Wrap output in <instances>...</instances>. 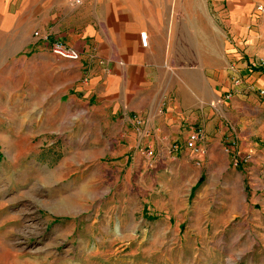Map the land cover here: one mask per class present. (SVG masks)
<instances>
[{"label": "rangeland", "instance_id": "1", "mask_svg": "<svg viewBox=\"0 0 264 264\" xmlns=\"http://www.w3.org/2000/svg\"><path fill=\"white\" fill-rule=\"evenodd\" d=\"M236 2L250 10L231 37L224 22L220 31L241 60L210 88L222 93L213 108L234 130L232 152L251 155L240 167L227 139L211 145L201 127L202 154L185 141L181 154L142 163L134 176L68 124L53 130L61 117L31 123L39 116L21 109L18 92L5 94L18 84L0 79V264H264V85L237 71L264 59V0Z\"/></svg>", "mask_w": 264, "mask_h": 264}, {"label": "crops", "instance_id": "2", "mask_svg": "<svg viewBox=\"0 0 264 264\" xmlns=\"http://www.w3.org/2000/svg\"><path fill=\"white\" fill-rule=\"evenodd\" d=\"M236 1L82 0L71 6L67 0H0V70H7L0 79L18 84L5 94L18 92L21 109L39 116L31 123L41 128L43 117H61L53 130L68 124L88 147L106 148L104 155L130 173L136 167L134 176L146 163V148L174 157L196 128L214 136L211 145L233 141L219 110L200 103L222 101L210 86L223 83L227 65L241 60L230 57L236 47L220 31L224 22L231 37L250 10ZM54 41L75 48L79 59L54 57ZM252 67L237 71L264 85V73ZM49 100H57L56 108H45ZM137 117L144 121L139 131ZM173 144L178 151L171 153Z\"/></svg>", "mask_w": 264, "mask_h": 264}, {"label": "built area", "instance_id": "3", "mask_svg": "<svg viewBox=\"0 0 264 264\" xmlns=\"http://www.w3.org/2000/svg\"><path fill=\"white\" fill-rule=\"evenodd\" d=\"M68 4L71 6H77L80 5L82 0H67ZM35 36H38L39 34L37 32L34 33ZM139 41L140 44L143 48L147 47L148 44V35L146 31H141L139 33ZM49 51L50 53L60 59H65V60H70V61H76L80 57L79 51H77L75 48L70 47L62 43L61 41H54L50 44L49 46ZM253 67L255 68H264V59H260L259 61H255V63H252ZM232 69V68H231ZM241 83L238 77L234 76L233 77V86H238ZM260 93L264 95V90L261 89ZM231 96L230 91L228 90L226 92L225 99H229ZM216 103H220V99L211 101L210 106L214 107ZM144 121L141 118H135V126L136 130L139 131L142 126ZM203 131L201 128H196L191 131V133L188 135L186 139V147L193 150L195 153H200L202 154L203 149L201 146V142L203 140ZM233 141H229L226 144V152L230 153V162L234 167H240L241 165H244L248 162L251 161V155L250 154H245V155H240V154H235L232 152L233 150ZM173 151H178L177 145H172L171 146V152ZM145 157H146V163L148 168H153L154 164L156 163L157 157L156 154L154 153V150L146 148L145 151Z\"/></svg>", "mask_w": 264, "mask_h": 264}, {"label": "trees", "instance_id": "4", "mask_svg": "<svg viewBox=\"0 0 264 264\" xmlns=\"http://www.w3.org/2000/svg\"><path fill=\"white\" fill-rule=\"evenodd\" d=\"M256 70H260L264 73V68H260V69L256 68ZM201 182H202V177L198 180L197 184L199 185Z\"/></svg>", "mask_w": 264, "mask_h": 264}, {"label": "bare ground", "instance_id": "5", "mask_svg": "<svg viewBox=\"0 0 264 264\" xmlns=\"http://www.w3.org/2000/svg\"><path fill=\"white\" fill-rule=\"evenodd\" d=\"M55 209L58 208L57 206L54 207Z\"/></svg>", "mask_w": 264, "mask_h": 264}]
</instances>
